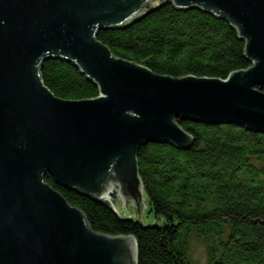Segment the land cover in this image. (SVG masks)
Returning <instances> with one entry per match:
<instances>
[{"label": "water", "instance_id": "water-1", "mask_svg": "<svg viewBox=\"0 0 264 264\" xmlns=\"http://www.w3.org/2000/svg\"><path fill=\"white\" fill-rule=\"evenodd\" d=\"M166 3L228 19L253 64L174 77L98 39ZM49 58L75 62L101 94L56 96L41 76ZM179 118L264 132V0H0V264H138L134 235L95 231L45 176L144 222L138 153L190 147Z\"/></svg>", "mask_w": 264, "mask_h": 264}, {"label": "trees", "instance_id": "trees-1", "mask_svg": "<svg viewBox=\"0 0 264 264\" xmlns=\"http://www.w3.org/2000/svg\"><path fill=\"white\" fill-rule=\"evenodd\" d=\"M98 39L117 56L174 77L227 79L253 64L238 29L200 7L162 4L125 27L100 30ZM40 70L58 97L101 94L68 59H46ZM178 122L194 137L190 147L152 142L138 153L156 223L128 217L59 185L50 174L45 181L82 209L95 231L134 235L138 264H264V132L237 124ZM195 241L204 244L206 261L195 257Z\"/></svg>", "mask_w": 264, "mask_h": 264}, {"label": "rangeland", "instance_id": "rangeland-1", "mask_svg": "<svg viewBox=\"0 0 264 264\" xmlns=\"http://www.w3.org/2000/svg\"><path fill=\"white\" fill-rule=\"evenodd\" d=\"M158 2H154V4H157ZM149 205V202H148ZM150 212H144V222L146 223H156L157 218L155 217L154 213H152L150 207H149ZM133 218H138L139 220L142 221V215H133ZM194 255L197 258H200L199 260L201 261H206L205 257V246L203 243L195 241L194 242Z\"/></svg>", "mask_w": 264, "mask_h": 264}]
</instances>
